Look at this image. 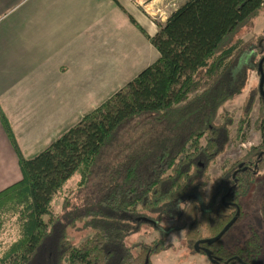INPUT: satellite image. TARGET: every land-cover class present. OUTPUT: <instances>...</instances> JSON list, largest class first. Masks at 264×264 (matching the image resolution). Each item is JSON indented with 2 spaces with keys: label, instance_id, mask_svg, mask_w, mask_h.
I'll list each match as a JSON object with an SVG mask.
<instances>
[{
  "label": "trees",
  "instance_id": "trees-1",
  "mask_svg": "<svg viewBox=\"0 0 264 264\" xmlns=\"http://www.w3.org/2000/svg\"><path fill=\"white\" fill-rule=\"evenodd\" d=\"M263 7L264 0H185L164 23L157 22L159 31L150 39L158 59L32 157L24 156L0 104V120L22 172L21 180L0 191V233L10 217L19 226L18 239L0 251V264H152L151 257L164 250L162 242L135 254L128 240L150 224L163 241L172 226H162L161 218L173 217L179 202L203 208L206 183L199 180L232 139L234 119L226 114L218 123L220 110L242 92L249 71L259 73L264 56L258 62L262 43L240 46L230 40ZM255 97L244 103L238 132ZM261 114L262 143L219 180L210 198L209 237L240 219L243 193L235 171L264 169V98ZM76 174L73 197L54 212L55 196ZM194 211L183 217L192 220ZM78 224L93 234L75 244L69 230ZM196 232L195 243L206 238ZM260 239L253 232L244 246L231 250L222 240L206 245L210 264H233L228 261L234 255L256 264Z\"/></svg>",
  "mask_w": 264,
  "mask_h": 264
},
{
  "label": "crops",
  "instance_id": "crops-1",
  "mask_svg": "<svg viewBox=\"0 0 264 264\" xmlns=\"http://www.w3.org/2000/svg\"><path fill=\"white\" fill-rule=\"evenodd\" d=\"M166 1L0 0V104L25 157L158 59L150 38ZM21 178L0 120V191Z\"/></svg>",
  "mask_w": 264,
  "mask_h": 264
},
{
  "label": "rangeland",
  "instance_id": "rangeland-1",
  "mask_svg": "<svg viewBox=\"0 0 264 264\" xmlns=\"http://www.w3.org/2000/svg\"><path fill=\"white\" fill-rule=\"evenodd\" d=\"M184 1L185 0H175V2H173V0H167L166 3L168 7L163 13V16L172 12L174 8H177ZM157 16L162 17L161 15ZM156 20L157 22H161L158 19ZM230 41H240V46L246 45L245 43L264 44V7L256 16L249 19V21L242 26ZM263 55L264 52L257 56L258 62ZM137 73L134 70L130 79L126 80L124 85L118 87L116 90L121 89L129 81L133 80L139 74ZM117 81L120 82L122 80L118 79ZM259 83L260 74L257 69L249 71L248 80L242 92L231 101L227 102L220 110L222 117L217 119L218 123L223 122L226 114L231 115L234 119L233 126L231 127L232 139L225 152L210 164L209 168L206 170L205 179L199 180V182L206 183L204 189L206 199L205 202L201 204L203 210L200 208L195 210L194 206V208L191 207L190 201L184 200L179 202L177 207L172 210L173 217H170L169 219L161 218L162 226H172L168 232V236L165 237V239L163 238V241L159 230L155 229L150 224H143L140 231L130 236L128 240V243L132 246L135 254H137L144 245L150 247L155 243L162 242L164 250L151 257L152 264H210V258L208 255L205 252L197 251L195 249L194 243L196 239L192 240V234H199L196 231L201 230L203 233L200 234H203L204 237L210 236L205 216L210 218L212 215V213H209V202L215 192V188L218 186L219 180L224 177L227 172H230L232 168L234 170L240 162L244 161L254 146L262 143V131L258 128V123L260 122L262 115V101L258 88ZM253 94H256V97L252 111L248 116L246 123L242 126L241 131L238 132V125L242 118H244V103ZM109 95L110 94L102 95V101L108 99V97H110ZM87 111L88 110H85L82 113L87 114L90 112ZM76 122L77 120L74 123ZM201 142L202 144H205V139H202ZM240 178L241 182L237 183V190L243 193L239 201L241 216L222 238V243L230 250L237 245L238 247H241L244 246L246 240L253 234V232H256L261 237L259 245L262 247V253L259 255L256 264H264V169L256 173H244ZM79 181L80 175L76 174L55 196L53 203L54 212H60L65 199L73 197V192L77 190ZM232 184L233 181H228L227 187ZM227 187H224V189H227ZM224 189L223 193L225 192ZM188 211L189 213H193V211L195 212L192 220L183 217V214ZM205 212L207 214H204ZM146 213L153 218H157L153 213ZM16 221V217H10L0 233L1 252L6 250L19 237V226ZM69 234L72 241H74L75 244H78L79 241L87 235L89 237L91 236L90 234L93 233L92 230L84 228L83 224H78L75 228L69 230ZM236 252L237 250L235 249L230 255H234ZM234 264L240 263L235 262Z\"/></svg>",
  "mask_w": 264,
  "mask_h": 264
},
{
  "label": "water",
  "instance_id": "water-1",
  "mask_svg": "<svg viewBox=\"0 0 264 264\" xmlns=\"http://www.w3.org/2000/svg\"><path fill=\"white\" fill-rule=\"evenodd\" d=\"M259 73H260V84H259V92L262 97H264V57L259 62ZM239 215V212H238ZM236 218L232 219L216 236L206 239H201L195 243V249L197 251L203 250L206 252L208 257L212 259V253L209 249L202 247L203 243H208L209 245L216 243L219 241L226 233L227 231L235 224ZM247 264V263H244Z\"/></svg>",
  "mask_w": 264,
  "mask_h": 264
},
{
  "label": "flooded vegetation",
  "instance_id": "flooded-vegetation-1",
  "mask_svg": "<svg viewBox=\"0 0 264 264\" xmlns=\"http://www.w3.org/2000/svg\"><path fill=\"white\" fill-rule=\"evenodd\" d=\"M260 84V83H259ZM260 95V94H259ZM260 98H261V101L263 100V98L264 97H262L261 95H260ZM239 175H241V169H237L236 171H235V173L233 174V177H234V179H237V182L239 183V181H241V179H240V177L241 176H239ZM230 204H232V202L230 203H228V205H230ZM225 236V235H224ZM223 236V237H224ZM222 237V238H223ZM206 238H211V237H206ZM206 238H203V239H206ZM222 238L220 239V240H222ZM219 240V241H220ZM218 242V241H217ZM214 244V243H213ZM206 245H209L208 243H203L202 244V247H205V248H207V249H209V247H206ZM212 245V244H211ZM210 246V245H209ZM201 251H203V250H201ZM231 258H233L232 260H230V261H228L229 263H233L234 264V262L236 261V262H238V263H240V264H244L245 262H243V260H242V258L239 256V255H234V256H232ZM248 264V263H247Z\"/></svg>",
  "mask_w": 264,
  "mask_h": 264
}]
</instances>
